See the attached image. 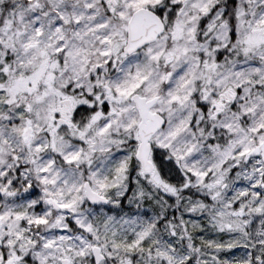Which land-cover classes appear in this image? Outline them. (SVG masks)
I'll return each instance as SVG.
<instances>
[{"label": "snow or ice", "instance_id": "6c2138e0", "mask_svg": "<svg viewBox=\"0 0 264 264\" xmlns=\"http://www.w3.org/2000/svg\"><path fill=\"white\" fill-rule=\"evenodd\" d=\"M0 264H264V0H0Z\"/></svg>", "mask_w": 264, "mask_h": 264}]
</instances>
